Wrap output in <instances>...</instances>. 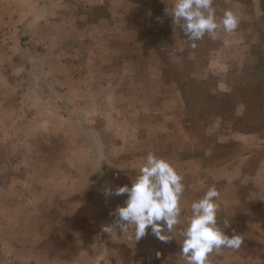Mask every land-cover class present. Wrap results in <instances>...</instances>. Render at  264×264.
Segmentation results:
<instances>
[{"label": "crops", "instance_id": "1", "mask_svg": "<svg viewBox=\"0 0 264 264\" xmlns=\"http://www.w3.org/2000/svg\"><path fill=\"white\" fill-rule=\"evenodd\" d=\"M168 4L175 0H0V264H134L151 251L146 264L158 250L181 249L177 229L187 227L192 203L184 193L167 243L150 229L139 241L132 226L103 230L127 198L105 188L130 187L149 153L180 172L195 200L211 186L219 191L218 227L243 238L224 256L238 250L244 261L264 263V251L249 256L252 245L264 248V108L238 101L214 111L192 87L208 96L255 91L264 45L234 40L244 27L206 34L192 48L181 29L186 64L204 73L182 75L166 50L180 28L166 16ZM213 7L218 21L232 10L264 23L259 0ZM136 15L167 23L140 26ZM203 40L215 44L206 57Z\"/></svg>", "mask_w": 264, "mask_h": 264}, {"label": "clouds", "instance_id": "2", "mask_svg": "<svg viewBox=\"0 0 264 264\" xmlns=\"http://www.w3.org/2000/svg\"><path fill=\"white\" fill-rule=\"evenodd\" d=\"M213 3L214 0H175L172 18L192 42V48L206 34L215 39L218 30L232 33L239 26V17L232 10H225L217 21ZM104 191L109 196L127 197L124 206L115 209L113 223L103 227L105 232H116L118 229L125 234L132 226L134 241H139L149 229L161 242L167 243L174 238L170 234L181 223V198L185 185L183 177L169 161L149 153L130 187L123 185L115 189L105 188ZM219 197V191L211 186L202 198L190 205L191 216L187 227L180 229L183 242L179 254L186 264H210L212 253L219 254L222 249H239L243 243L241 235L230 237L218 227Z\"/></svg>", "mask_w": 264, "mask_h": 264}, {"label": "rangeland", "instance_id": "3", "mask_svg": "<svg viewBox=\"0 0 264 264\" xmlns=\"http://www.w3.org/2000/svg\"><path fill=\"white\" fill-rule=\"evenodd\" d=\"M228 3V2H227ZM233 5V4H231ZM232 7V6H231ZM172 9L173 7H171L170 4H168V8L165 11V14L167 17H171L172 15ZM251 11V10H250ZM235 13V12H234ZM249 14H252V12H249ZM140 15H136V17L134 18L135 21L134 23L136 22H139L140 21ZM238 17H239V26L238 28L236 29L238 31V29H244V27L248 28L247 32L245 34H239L240 37H238V35H232V38H234V40H250L253 38V42L254 44H261V45H264V38H262V34H264V23L258 21V22H255L253 21V19H251L252 21L248 22V23H245L243 21L240 20V14H238ZM218 21V20H217ZM142 23H140V26L141 25H150V26H154V25H158V24H161V25H164L167 23V21L165 20V22L162 20H158V19H155V20H148V19H144L143 21H141ZM164 23V24H163ZM173 24H175L174 26H176V23L173 21L172 22V27H173ZM260 27V28H259ZM179 33H176L175 35L173 34L174 36V40L171 39V41L166 45L167 47V52H168V55L171 57H175L178 60V65L181 67V73L182 75H185V74H190L192 73V71H197V72H200V74H204L202 73V69L200 67L202 66H199L197 65L196 68H191L189 66V64H186V57L188 56V52H187V42L185 39H183L184 37L181 35V28H179L178 30ZM255 37V39H254ZM147 38V36H145V39ZM236 38V39H235ZM249 38V39H248ZM179 39V42H180V46L179 47H176L175 46V43L176 41ZM224 39L226 40L227 39V36L225 35ZM207 40H203L201 43V45L205 46L204 48H202L200 51V54L203 55L207 50H206V46L210 45L212 47L215 46L214 42L212 44L211 43H203V42H206ZM209 41H212V40H209ZM197 49H200V47H198ZM197 49H196V52H197ZM208 53H210V51L208 50ZM203 57H206L203 55ZM264 57V51H263V56ZM250 60V59H249ZM198 61V60H197ZM234 61V59H233ZM199 64H204V63H201L200 61H198ZM248 79H251V76L249 75L247 77V80ZM251 104L248 105V110H250L249 108ZM178 111H184L183 107H178L177 109ZM219 116L217 115H212V118H214L213 122L212 123H219L221 122L220 121V118H218ZM192 124V123H191ZM190 124V125H191ZM193 125V124H192ZM190 127V126H189ZM191 129H195V128H192ZM212 136H215V135H212ZM215 139V138H214ZM196 139H194L195 141ZM188 147V146H187ZM180 174V172H178ZM186 180V178H184ZM184 181V180H183ZM215 183L217 184V182L215 181ZM236 191H237V188H236ZM203 192L201 191L200 192V198L203 197ZM184 201L186 202H193L195 201V197H194V193H190V192H185L184 191ZM187 222V221H185ZM184 222V226H186V223ZM185 228V227H184ZM224 233L227 234L228 236H232L234 233L230 232V230L228 229H223ZM177 236L179 238H181L182 236L180 235V229L178 228L177 229ZM150 247V250H151V244L148 245ZM253 247V252L251 255L249 256H253V254H259V253H263L264 251V248H261L260 245H252ZM172 248V246H171ZM169 247V249H171ZM159 254L157 255V257L155 256V260L152 262V263H146V264H186L184 258L179 254L180 253V249H176V250H173V251H170L169 254H162L161 252L165 253V251H161V250H158ZM149 253H152L151 251H148V252H139L137 253V256L134 260L133 259H130V263H134V264H144V261H146V257ZM156 253V252H155ZM225 252L224 250L222 249L219 254L217 253H212L210 256H209V260H210V264H239L238 261H240L241 259V263L240 264H252V261H250V259H247L246 261H244L242 258L239 257V251L236 250L233 254V258H228L230 256H224ZM233 259V260H232ZM232 260V262L230 261ZM127 261H124V263H126ZM261 264H264V263H261Z\"/></svg>", "mask_w": 264, "mask_h": 264}, {"label": "trees", "instance_id": "4", "mask_svg": "<svg viewBox=\"0 0 264 264\" xmlns=\"http://www.w3.org/2000/svg\"><path fill=\"white\" fill-rule=\"evenodd\" d=\"M259 5L264 18V0H259ZM192 87L194 88V93L196 95L195 97L200 99L202 103H205V107H209V109L214 111H229L233 104L237 103L238 101H253L255 106L254 111H262L264 108V78L258 82V89L255 91L237 88L232 93L223 94L222 96H208V94L204 92L199 90L197 91V85H192ZM251 124L253 123H250V125Z\"/></svg>", "mask_w": 264, "mask_h": 264}]
</instances>
